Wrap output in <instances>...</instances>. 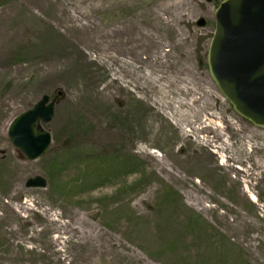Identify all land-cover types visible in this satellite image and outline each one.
Returning <instances> with one entry per match:
<instances>
[{
    "label": "rangeland",
    "instance_id": "374dc122",
    "mask_svg": "<svg viewBox=\"0 0 264 264\" xmlns=\"http://www.w3.org/2000/svg\"><path fill=\"white\" fill-rule=\"evenodd\" d=\"M219 2L0 0V264H264V127L209 73ZM151 71L209 86L213 124L165 116ZM45 95L29 160L7 129Z\"/></svg>",
    "mask_w": 264,
    "mask_h": 264
},
{
    "label": "water",
    "instance_id": "95a60500",
    "mask_svg": "<svg viewBox=\"0 0 264 264\" xmlns=\"http://www.w3.org/2000/svg\"><path fill=\"white\" fill-rule=\"evenodd\" d=\"M214 18L209 73L238 114L264 127V0H223ZM54 106L45 95L10 122L7 135L25 158L38 159L49 149L52 135L44 125L53 118ZM26 185L44 187L46 180L37 175Z\"/></svg>",
    "mask_w": 264,
    "mask_h": 264
},
{
    "label": "bare ground",
    "instance_id": "6f19581e",
    "mask_svg": "<svg viewBox=\"0 0 264 264\" xmlns=\"http://www.w3.org/2000/svg\"><path fill=\"white\" fill-rule=\"evenodd\" d=\"M134 38L140 37L135 36ZM125 43H127V46L129 43L128 40ZM152 71L150 74H153L154 77L145 73L147 79L146 83L147 86L153 87L154 91H156L152 97L153 102L159 110H162L165 116L168 115L167 117L169 119L172 118L175 124H186L189 126L195 122V119L197 120L200 115L204 114V123H206V126L201 128L197 127L191 130L188 128L187 131L191 132V134H196L207 126H210L211 123L213 124V121L217 118V112L214 110L215 107L209 105V103L206 101H202V97L200 96L198 98H194L195 94L200 95L201 92H205L207 95L210 94L211 88L209 86H197L189 82L180 85L178 83L179 81L177 80L178 78H168V80H166L164 76H162V80L165 81V83H162L160 79V73L158 74L157 72ZM170 96L172 97L170 98ZM230 124H228V127ZM201 140L205 145H211L212 143L210 138L207 136H201ZM230 147H232V145L227 144V148ZM181 148L183 149V147Z\"/></svg>",
    "mask_w": 264,
    "mask_h": 264
},
{
    "label": "trees",
    "instance_id": "16d2710c",
    "mask_svg": "<svg viewBox=\"0 0 264 264\" xmlns=\"http://www.w3.org/2000/svg\"><path fill=\"white\" fill-rule=\"evenodd\" d=\"M55 166H57V163H56V161H53L52 163H50V165L48 166V167H49V170H50V172H51V170H53V171H54V169H55Z\"/></svg>",
    "mask_w": 264,
    "mask_h": 264
}]
</instances>
